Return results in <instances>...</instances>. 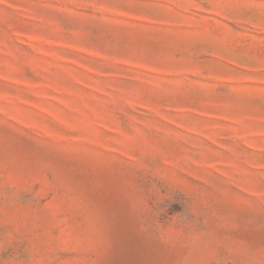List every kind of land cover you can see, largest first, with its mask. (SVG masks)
<instances>
[{
  "label": "rangeland",
  "instance_id": "obj_1",
  "mask_svg": "<svg viewBox=\"0 0 264 264\" xmlns=\"http://www.w3.org/2000/svg\"><path fill=\"white\" fill-rule=\"evenodd\" d=\"M0 264H264V0H0Z\"/></svg>",
  "mask_w": 264,
  "mask_h": 264
}]
</instances>
